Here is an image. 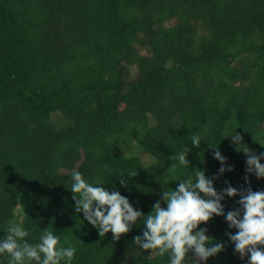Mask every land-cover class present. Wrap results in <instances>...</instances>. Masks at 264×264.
Returning <instances> with one entry per match:
<instances>
[{
  "label": "trees",
  "instance_id": "trees-1",
  "mask_svg": "<svg viewBox=\"0 0 264 264\" xmlns=\"http://www.w3.org/2000/svg\"><path fill=\"white\" fill-rule=\"evenodd\" d=\"M203 252L264 264V0H0V264Z\"/></svg>",
  "mask_w": 264,
  "mask_h": 264
},
{
  "label": "rangeland",
  "instance_id": "rangeland-1",
  "mask_svg": "<svg viewBox=\"0 0 264 264\" xmlns=\"http://www.w3.org/2000/svg\"><path fill=\"white\" fill-rule=\"evenodd\" d=\"M170 23V22H169ZM164 26H167L166 23H164ZM136 51L138 52V54L140 55H148L149 54V51L147 49H143V48H140V47H136ZM137 69L135 67H131L130 68V72H131V76L132 77H135L136 74H137ZM54 119V123L55 125H62L63 121L62 119L59 117V116H54L53 117ZM141 159H142V162L143 164H150V162L152 161V158L149 156V155H146V154H142L141 155ZM13 246V244H12ZM12 250L15 251V249L12 247ZM206 252H203L201 253L198 258H197V263L198 264H205L206 262ZM19 262V260H17ZM17 261H15V263H18Z\"/></svg>",
  "mask_w": 264,
  "mask_h": 264
}]
</instances>
